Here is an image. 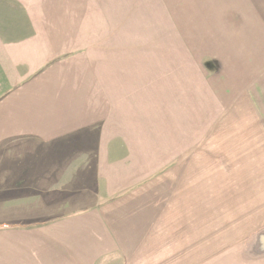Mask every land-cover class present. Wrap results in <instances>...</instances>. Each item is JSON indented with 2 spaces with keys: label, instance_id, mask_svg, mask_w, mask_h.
<instances>
[{
  "label": "crops",
  "instance_id": "1",
  "mask_svg": "<svg viewBox=\"0 0 264 264\" xmlns=\"http://www.w3.org/2000/svg\"><path fill=\"white\" fill-rule=\"evenodd\" d=\"M157 4L122 72L105 0H0V264H264V0Z\"/></svg>",
  "mask_w": 264,
  "mask_h": 264
},
{
  "label": "rangeland",
  "instance_id": "2",
  "mask_svg": "<svg viewBox=\"0 0 264 264\" xmlns=\"http://www.w3.org/2000/svg\"><path fill=\"white\" fill-rule=\"evenodd\" d=\"M157 1L160 0H105L106 5L108 6V11H106V13L108 14V16L112 17V21H114V34L115 37L119 40L117 44L118 47L116 46L115 48L112 49L109 48H105V57L109 56L110 58L113 59V56L115 58V60L118 58V56H120V60H121V66H122V72H125V70L127 69L128 65L130 64L131 61L134 62L135 66H139L142 65L143 63H141V60H144L143 56L144 55V51L145 49V38H146V22L145 19L147 17H149L147 14L152 13L153 16L149 17V18H154L158 15H160V11L161 9H157L158 4ZM155 3V4H154ZM133 10V17H135V21H137V23L135 21H131V18L128 17V10ZM129 18V19H128ZM163 20V19H162ZM164 24H165V19L163 20ZM130 24V25H129ZM162 25L163 26L165 25ZM151 25L153 26V30L154 32L158 33L161 29L160 27V23H156L155 20L153 23H151ZM131 31V34L129 33V29ZM141 31V33H140ZM113 33V32H112ZM135 34V35H134ZM166 34V36H164ZM175 34L176 31L171 27L168 26V31L166 33H163V43L165 41V39H167L168 41L166 43L163 44V46L168 44V48H169V55H171L172 53L170 52L176 45V39H175ZM113 35V34H112ZM151 37V41L152 42V46L154 48H156L157 46L160 45L159 41L161 38L159 36L152 35L149 36ZM158 39V40H157ZM114 40V39H113ZM149 42V46H151ZM112 43H114V41H110L107 44H109V46L112 45ZM107 44L105 47H107ZM120 46V47H119ZM131 46H135L136 49L138 50H142V55H140L139 53H136L134 51H129V48ZM138 47V48H137ZM153 49V48H152ZM160 50V48H159ZM184 54L183 56H179L178 58H176L174 55V65H178L177 62H180L179 64L181 65V68L185 67L186 72L188 69H190L191 71V67H192V58L190 57V53L184 49ZM136 53V55L134 54ZM119 59V58H118ZM157 59L160 61V57L158 56ZM114 60V59H113ZM119 60V61H120ZM132 63V62H131ZM132 65V64H130ZM133 65V66H134ZM144 67V65H143ZM173 71H176V68L173 67ZM171 72V70H170ZM174 76L176 74H173ZM125 77V75H124ZM201 87H204L201 86ZM203 90V89H202ZM186 105V112H191L190 114H192V110L194 113L196 114H200V118L198 121H193L194 119H197V116H192L190 115L189 117H186V122L185 124V129H183V132H186L187 136H191L194 137L196 136L198 133L200 132H204L206 129H208L209 127V122L207 120V118L209 117V114H212L213 112L215 113V108L214 107H210V105L208 104V100L202 99L201 103L197 106V105H193L192 106H188ZM191 108V109H189ZM213 108V110H212ZM187 115V113H186ZM193 119V120H192ZM158 143H160V140L158 141ZM165 144V143H163ZM169 145V144H168ZM127 188L130 187H105V190L107 193H105V198H110V197H114L117 196L121 193H116L115 190H119V192H123V190H126ZM115 191V192H113ZM109 193V194H108ZM238 214V211L235 213ZM234 214V215H235Z\"/></svg>",
  "mask_w": 264,
  "mask_h": 264
}]
</instances>
